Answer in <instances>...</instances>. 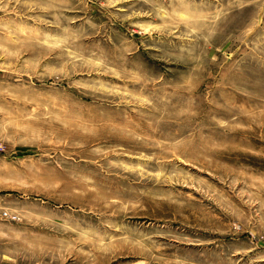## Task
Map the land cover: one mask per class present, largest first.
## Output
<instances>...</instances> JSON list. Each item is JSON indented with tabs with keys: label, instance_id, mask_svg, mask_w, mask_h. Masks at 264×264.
<instances>
[{
	"label": "rangeland",
	"instance_id": "rangeland-1",
	"mask_svg": "<svg viewBox=\"0 0 264 264\" xmlns=\"http://www.w3.org/2000/svg\"><path fill=\"white\" fill-rule=\"evenodd\" d=\"M0 264H264V0H0Z\"/></svg>",
	"mask_w": 264,
	"mask_h": 264
}]
</instances>
